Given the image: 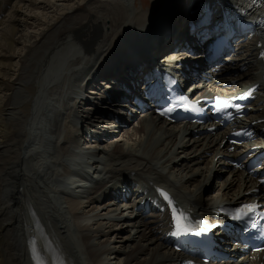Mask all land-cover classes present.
<instances>
[{"label": "bare ground", "instance_id": "obj_1", "mask_svg": "<svg viewBox=\"0 0 264 264\" xmlns=\"http://www.w3.org/2000/svg\"><path fill=\"white\" fill-rule=\"evenodd\" d=\"M195 1L139 0L137 7L134 0H0V264H178L180 253L160 240L163 214L133 209L132 218L116 217L111 211L118 206L97 202L95 193L114 179L141 181L144 192L162 190L199 210L248 199L242 193L255 182L240 171H221L224 161H214L223 151L218 134L196 137L191 125L147 113L99 141L109 120L100 113L107 110L104 89L92 83L130 69L129 56L143 57L168 41L167 29L175 43L183 41ZM32 9L54 13L40 17ZM255 16L263 18L259 29L229 63L190 88L196 97L247 91L255 97L247 120L258 123L264 118V14ZM130 73L123 77L132 79ZM88 126L99 136L83 144L80 133ZM254 128L262 139L252 145L264 144V122ZM89 177L96 178L93 187Z\"/></svg>", "mask_w": 264, "mask_h": 264}, {"label": "rangeland", "instance_id": "obj_2", "mask_svg": "<svg viewBox=\"0 0 264 264\" xmlns=\"http://www.w3.org/2000/svg\"><path fill=\"white\" fill-rule=\"evenodd\" d=\"M134 1H135V5L138 7V6H139V0H134ZM150 3H151V2H149V4H150ZM83 5H84V4H82L81 7H83ZM185 6H186V5H185ZM185 6H184V7H185ZM79 8H80V7H79ZM181 10H183V9H181ZM23 11H25V10H23ZM28 11H29V10H28ZM32 12L35 13L36 15L40 16V17L42 16L43 13H47V14H53V13H54V11H52V9H46V10H44V9H32ZM28 23H29V22H28ZM17 25H18V23H17ZM29 30H30V29H29ZM18 31H19V32H16V34H15L16 37L20 35V31H21V30H18ZM15 59H16V58H15ZM13 60H14V58H13ZM13 60H12V61H13ZM15 61H17V60H15ZM13 62H14V61H13ZM134 123L136 124V123H137V120H135ZM131 126H134V125H131ZM131 126L129 125V127H126L125 129H128V128L130 129ZM102 145H103V143H102ZM104 231H105V230H104ZM129 233H130V232H128L126 235H128ZM115 234H116V233H115ZM126 235H125V236H126ZM123 237H124V236H123ZM123 237H122L121 239H123ZM106 238H107V237L104 236V240H105ZM117 239H118V240H121L120 238H117Z\"/></svg>", "mask_w": 264, "mask_h": 264}, {"label": "snow or ice", "instance_id": "obj_3", "mask_svg": "<svg viewBox=\"0 0 264 264\" xmlns=\"http://www.w3.org/2000/svg\"><path fill=\"white\" fill-rule=\"evenodd\" d=\"M161 191H162V190H161ZM162 195L164 196L165 199H167V200L169 201V203H171V200H170V198L168 197L167 193H163V191H162ZM244 207H245V209L251 211V210H254V207H255V206H254V205H245ZM176 219H177V221H178V223H177L178 231H191V229H190L189 227H187V225H181V224L179 223V221L183 219L182 216L177 217Z\"/></svg>", "mask_w": 264, "mask_h": 264}]
</instances>
